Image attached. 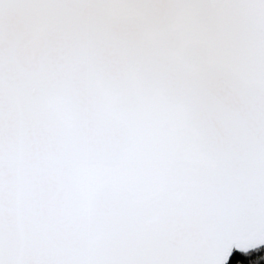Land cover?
<instances>
[{"label":"snow or ice","instance_id":"1","mask_svg":"<svg viewBox=\"0 0 264 264\" xmlns=\"http://www.w3.org/2000/svg\"><path fill=\"white\" fill-rule=\"evenodd\" d=\"M0 264H264V0H0Z\"/></svg>","mask_w":264,"mask_h":264}]
</instances>
